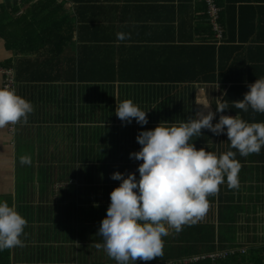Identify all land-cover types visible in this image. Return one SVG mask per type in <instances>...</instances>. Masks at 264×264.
Wrapping results in <instances>:
<instances>
[{
    "label": "crops",
    "instance_id": "0c3cea01",
    "mask_svg": "<svg viewBox=\"0 0 264 264\" xmlns=\"http://www.w3.org/2000/svg\"><path fill=\"white\" fill-rule=\"evenodd\" d=\"M217 3L223 39L204 0H0V63L14 69L18 94L34 106L27 124H16L13 133L0 128V200L27 220L24 246L0 251V264H110L97 233L121 183L112 174L139 178L142 161L130 153L141 148L140 131L216 112L217 103L229 105L223 115L264 122V114L232 107L248 84L264 78V0ZM119 32L125 40H117ZM2 81L0 74V88ZM129 99L149 110L146 125L116 116L117 100ZM202 131L192 138L198 149L237 151L226 133ZM22 155L31 165L20 164ZM236 159L239 188L225 181L208 197L202 219L163 237L172 254L186 245L177 260L264 246L244 245L234 231L220 241L228 208L235 219L227 227L242 229L243 238L250 225L244 220L264 224V147L248 156L237 151ZM200 225L208 227L196 231ZM212 235L213 251L206 249ZM168 261L176 259L137 264Z\"/></svg>",
    "mask_w": 264,
    "mask_h": 264
},
{
    "label": "clouds",
    "instance_id": "9594fccd",
    "mask_svg": "<svg viewBox=\"0 0 264 264\" xmlns=\"http://www.w3.org/2000/svg\"><path fill=\"white\" fill-rule=\"evenodd\" d=\"M117 33V40H125ZM243 99L235 100L233 108L245 112L251 108L264 114V78L248 84ZM204 109L212 104L197 101ZM227 103H217L216 112L201 110L179 124L163 121L155 128L142 130L137 135L140 150L130 158L142 161L136 172L116 171L113 180L121 183L110 193V205L98 235L103 238V249L118 264H137L163 255V237L169 229L180 231L184 225L194 224L208 210V197L218 193L225 181L229 189L239 188L240 156L259 153L264 147V122L249 123L237 115H223ZM34 111L31 101L15 89L0 88V128L28 123ZM149 111V110H148ZM148 111L132 100L118 101L116 116L125 124L135 120L148 123ZM221 113L213 123L216 113ZM204 129L215 135L226 133L230 147L220 155L197 148L192 138L201 137ZM22 165H31L29 155L19 158ZM27 220L14 206L0 200V251L23 247L22 239ZM100 248L101 245L97 244Z\"/></svg>",
    "mask_w": 264,
    "mask_h": 264
},
{
    "label": "trees",
    "instance_id": "16d2710c",
    "mask_svg": "<svg viewBox=\"0 0 264 264\" xmlns=\"http://www.w3.org/2000/svg\"><path fill=\"white\" fill-rule=\"evenodd\" d=\"M0 7H2L1 4H0ZM207 227L208 226L200 225V226L195 227V229H196V231H202V230L206 229ZM196 236H197V241L201 242L204 240V238L202 236H200V235H196ZM216 240H218V239H216ZM227 240H229V238H227V237H222L220 239L221 242H224ZM207 241H208L206 243V249L207 250L213 251L215 248H217V247H215V238L213 235ZM185 247H186L185 244H181L179 247H177L174 250V254H172L171 248L168 245L164 244L163 255L161 257L154 258L152 261L156 262V261L170 260V259H176V261H177V257L182 255L181 253ZM221 247H222V244H221ZM191 257L193 258L194 256H191ZM178 259L183 260V257H180ZM185 259H189V258L185 257ZM249 263L264 264V246H261V247L251 246V247H249L248 252L246 254H236L233 256H229L225 259H219V260L213 261L209 258H205V259H202L199 261H191L189 263H183V262L180 263L179 262L176 264H249Z\"/></svg>",
    "mask_w": 264,
    "mask_h": 264
},
{
    "label": "built area",
    "instance_id": "2783aa9c",
    "mask_svg": "<svg viewBox=\"0 0 264 264\" xmlns=\"http://www.w3.org/2000/svg\"><path fill=\"white\" fill-rule=\"evenodd\" d=\"M207 5V15L209 21L213 24L214 30L217 34V37L219 39H223L224 37V28L222 24L220 23V12L221 8L219 7L217 0H204ZM0 74L2 75L3 81H2V88H10L15 89V91L18 93L17 90V84L15 79V72L12 67L5 66L0 63ZM15 125H9L8 130L9 132L13 133L15 130ZM242 252H246L245 249H241ZM236 253V250L231 251H223V252H217L212 253L209 255H203V256H196L189 259H183V260H177V261H168L164 263H157V264H176V263H189L191 261H199L205 258H209L213 261L219 260V259H225L230 255H233Z\"/></svg>",
    "mask_w": 264,
    "mask_h": 264
},
{
    "label": "rangeland",
    "instance_id": "374dc122",
    "mask_svg": "<svg viewBox=\"0 0 264 264\" xmlns=\"http://www.w3.org/2000/svg\"><path fill=\"white\" fill-rule=\"evenodd\" d=\"M239 209V208H237ZM251 209H254L255 211H260L261 208H251ZM241 210L243 209H239L238 212L239 214L241 213ZM245 212V210H243ZM241 217V216H239ZM231 219H235V208H228V212L226 214V216L224 217V220H226L225 223H223V225L221 226V232H220V235L221 237H230L231 235V231H234L233 234L236 235L237 238L243 240V242H245L244 245H251L253 244V241H255L254 243H257V242H264V224L258 226L257 225V222H253V221H245L242 222V223H250V225L248 226L247 228V231L245 232V238H243L244 234H243V231L242 229H236V226H231V227H227V224H228V221L231 220ZM245 219H252V217H245ZM246 230V229H244ZM239 236V237H238ZM244 239H247L249 240V242H246V240ZM251 239V240H250ZM165 249V248H164ZM246 252H248V249L246 248L245 249ZM139 261V260H138ZM152 261V260H151ZM147 263H150V261H146ZM109 263L110 264H118V262L112 258L109 257ZM135 263V262H133ZM131 263V264H133Z\"/></svg>",
    "mask_w": 264,
    "mask_h": 264
}]
</instances>
